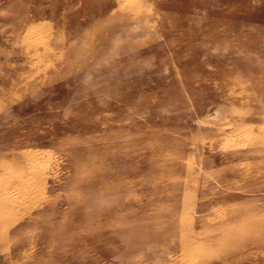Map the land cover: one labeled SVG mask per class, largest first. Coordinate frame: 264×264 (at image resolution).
I'll return each instance as SVG.
<instances>
[{
	"label": "rangeland",
	"instance_id": "1",
	"mask_svg": "<svg viewBox=\"0 0 264 264\" xmlns=\"http://www.w3.org/2000/svg\"><path fill=\"white\" fill-rule=\"evenodd\" d=\"M0 264H264V0H0Z\"/></svg>",
	"mask_w": 264,
	"mask_h": 264
},
{
	"label": "bare ground",
	"instance_id": "2",
	"mask_svg": "<svg viewBox=\"0 0 264 264\" xmlns=\"http://www.w3.org/2000/svg\"><path fill=\"white\" fill-rule=\"evenodd\" d=\"M257 86H259V85H257ZM260 86H262V85H260ZM243 91H244V89H242ZM28 175V174H27ZM29 177V176H28ZM30 178V177H29ZM33 180V179H32ZM17 183V182H16ZM18 184V183H17ZM16 206V205H15Z\"/></svg>",
	"mask_w": 264,
	"mask_h": 264
}]
</instances>
